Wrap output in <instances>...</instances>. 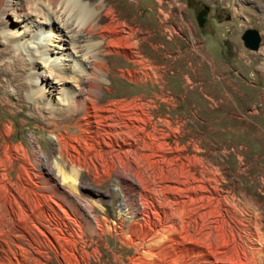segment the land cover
Returning a JSON list of instances; mask_svg holds the SVG:
<instances>
[{
	"label": "bare ground",
	"instance_id": "obj_1",
	"mask_svg": "<svg viewBox=\"0 0 264 264\" xmlns=\"http://www.w3.org/2000/svg\"><path fill=\"white\" fill-rule=\"evenodd\" d=\"M103 8V0H0V72L6 76L0 87H12L0 93V107L15 114L29 105L59 155L53 162L38 136L29 138V147L12 141L11 121H0V264H46L53 256L58 264H73L60 259L62 244L72 255L74 242L86 238L93 254L95 237L107 235L120 242L118 250L109 248L118 264H246V255L259 251L252 238L260 242L264 235L255 215L241 214L246 206L217 190L218 175L202 158L168 157L165 135L153 134L155 116L166 126L170 120L154 115L155 100L172 97L159 91L111 95L110 78L161 83V90L167 82L136 58L135 41L124 31L114 28L116 36L106 38L110 29L102 17L109 10ZM159 47L152 52L161 54ZM111 52L134 68L113 64L116 74L110 73ZM111 175L124 197V215L112 223L107 210L92 213L96 201L86 198L85 185Z\"/></svg>",
	"mask_w": 264,
	"mask_h": 264
},
{
	"label": "rangeland",
	"instance_id": "obj_2",
	"mask_svg": "<svg viewBox=\"0 0 264 264\" xmlns=\"http://www.w3.org/2000/svg\"><path fill=\"white\" fill-rule=\"evenodd\" d=\"M202 3L208 6V16L217 14L218 18H210L209 25L199 29L194 13ZM103 5L104 11L109 10L108 16L102 17L103 24L110 29L106 38L116 36L114 28L124 31L126 40L135 41L136 58L156 67L155 72L167 82L161 90V83L137 85L127 78L111 79L107 75L111 95L151 91L170 95L173 102L157 98L158 108L154 111V115H167L170 119L166 126L158 121V116L154 118L158 131L153 134L159 137L162 131L165 142L172 147L166 156L202 158L206 170L210 168L218 175L217 190L228 200L233 196L237 203L244 204L247 208L241 214L255 215L258 231L263 235L264 0H103ZM245 28H254L260 34L256 50L242 45L240 34ZM154 45L162 46L158 49L161 54L152 52ZM116 56L115 52L106 56L110 73L116 74L113 64L115 68H134L124 56ZM4 75L1 70V82L6 78ZM10 89L12 87L1 83L0 93H12ZM11 100L16 102V96ZM4 119L12 123V141L21 140L29 147L32 135L41 137L38 138L41 149L52 156L53 162L57 160L59 155L53 152L50 133L44 130V123L29 105H20L15 114L0 107V121ZM144 130L149 131L150 127L146 125ZM175 145L181 147L180 153L173 152ZM80 175L87 178L85 171ZM85 185L86 198L96 201L92 213L100 216L107 210L111 223L124 215L120 209L124 202L123 191L113 175L97 184L87 180ZM221 207L225 209L224 203ZM145 210L151 216V207ZM47 218L53 219V216ZM60 229L68 233V227L60 225ZM111 236L107 235L102 241L95 237L97 252L93 254L90 252L93 242L86 238L74 242L72 255L63 252L62 244L59 257L73 264H118L109 248L118 250L120 242ZM260 238V242L252 238L259 251L248 253L246 264H264V235ZM105 242L111 247L105 248ZM46 264H58V260L53 256Z\"/></svg>",
	"mask_w": 264,
	"mask_h": 264
},
{
	"label": "water",
	"instance_id": "obj_3",
	"mask_svg": "<svg viewBox=\"0 0 264 264\" xmlns=\"http://www.w3.org/2000/svg\"><path fill=\"white\" fill-rule=\"evenodd\" d=\"M208 8L205 4H200L199 9ZM199 22V21H198ZM260 34L254 28H245L240 34L242 45L248 50H256L260 43Z\"/></svg>",
	"mask_w": 264,
	"mask_h": 264
},
{
	"label": "flooded vegetation",
	"instance_id": "obj_4",
	"mask_svg": "<svg viewBox=\"0 0 264 264\" xmlns=\"http://www.w3.org/2000/svg\"><path fill=\"white\" fill-rule=\"evenodd\" d=\"M208 10L209 9L205 7L203 9H199V7L195 9L194 16H195V20L197 22L199 29H203L204 25L208 26L210 18L212 19L218 18L217 14L212 15V17L208 16ZM227 19H228V16H227Z\"/></svg>",
	"mask_w": 264,
	"mask_h": 264
}]
</instances>
